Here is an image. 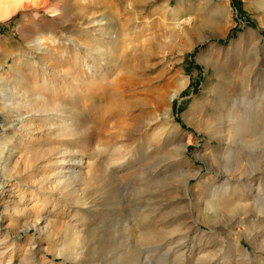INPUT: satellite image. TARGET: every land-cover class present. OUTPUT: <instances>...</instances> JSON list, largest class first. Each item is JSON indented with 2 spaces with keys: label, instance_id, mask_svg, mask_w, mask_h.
Wrapping results in <instances>:
<instances>
[{
  "label": "rangeland",
  "instance_id": "1",
  "mask_svg": "<svg viewBox=\"0 0 264 264\" xmlns=\"http://www.w3.org/2000/svg\"><path fill=\"white\" fill-rule=\"evenodd\" d=\"M0 88V264H264V0H0Z\"/></svg>",
  "mask_w": 264,
  "mask_h": 264
},
{
  "label": "bare ground",
  "instance_id": "2",
  "mask_svg": "<svg viewBox=\"0 0 264 264\" xmlns=\"http://www.w3.org/2000/svg\"><path fill=\"white\" fill-rule=\"evenodd\" d=\"M5 1H8V0H5ZM11 1V0H10ZM17 1H20V0H16V2ZM33 1V0H32ZM22 3V2H21ZM6 4V3H5ZM18 3H16V5H17ZM20 4V3H19ZM27 5V4H26ZM22 6V5H21ZM18 7H19V5H18ZM93 25V24H92ZM94 25H97V24H94ZM123 77V76H122ZM124 78V77H123ZM99 84V83H98ZM97 84V85H98ZM95 86V85H94ZM183 85H180L179 87H177L176 89H174V92L171 94V95H169L168 97H166L165 99H160L159 101H157V102H155V106H157V107H160V105H161V102H165V101H168V102H171L174 98H176V96L179 94V92H180V88L182 87ZM98 87V89H102V87H104L103 86V84H101V86H97ZM110 87V86H109ZM114 87V86H113ZM2 88V87H1ZM0 88V89H1ZM4 88V87H3ZM96 88V87H95ZM105 89H106V87H105ZM94 90H96V89H94ZM109 91V90H108ZM116 91V90H115ZM101 93V92H100ZM114 95V94H113ZM116 95V94H115ZM112 96V95H111ZM103 97H105V96H103ZM116 99H118L117 97H116ZM244 100H245V98H242L241 99V104H245V102H244ZM112 101V100H111ZM110 101V102H111ZM116 101V100H115ZM118 101L120 102V103H122L121 102V99H118ZM117 102V101H116ZM117 105H115V104H112V102L111 103H109L108 101H105V103L103 104V105H101V106H98V110H99V112L100 113H102L103 112V114H105L104 116H103V119L100 121V122H96L97 124V126H98V124H99V126H98V129H99V131H98V129L96 128V127H94V129H92V130H90L89 131V135H87V138H89V137H97V136H99V132L102 130L101 128H103L102 126H104V124H105V122H107L111 117H113V114L115 113V109L114 108H116V106H118V103H116ZM236 106V105H235ZM234 106V107H235ZM238 107V106H237ZM86 109L88 108L89 109V107L86 105V107H85ZM65 109V108H64ZM87 109V110H88ZM91 111V110H90ZM229 118H230V120L231 119H233L232 120V123H234V124H236V126H239L240 124H241V121L240 120H238L237 118H235L234 117V113H233V111H230L229 110ZM73 112H71V114H72ZM76 113V112H75ZM34 115V114H33ZM82 115V114H81ZM85 115V114H84ZM33 118V117H32ZM16 119V118H15ZM50 119V118H49ZM243 119V118H242ZM17 120V119H16ZM51 120H53V119H51ZM18 121H25V120H23V119H21V120H18ZM18 121H16V122H18ZM56 121V120H55ZM77 121H78V123H79V120L77 119ZM76 124V123H75ZM132 124L131 123H127L126 125H125V130H129V131H132V130H130V129H134V128H132ZM77 127H79V126H77ZM101 127V128H100ZM178 125L177 124H175V125H172V130L174 131V132H176V131H178ZM62 128V127H61ZM73 128H76V127H74L73 126ZM72 128V129H73ZM77 129V128H76ZM97 129V130H96ZM56 130V129H55ZM104 130V129H103ZM123 130V129H122ZM59 131V130H58ZM71 131V130H70ZM129 131H128V133H129ZM134 131V130H133ZM61 132V131H60ZM77 132V131H76ZM76 132H75V134H76ZM59 133V132H58ZM74 133V132H73ZM78 134L76 135V136H74L73 134V136H71L70 137V139H69V141H77V138H82L84 135H82L81 133H79V132H77ZM65 134H66V132H65ZM125 134V133H124ZM171 133H169V135L168 136H165V137H162V139L164 140V141H168L170 138L171 139H173V135L172 134H174L173 132H172V134L170 135ZM68 135H69V133H68ZM158 140H159V138H158ZM161 143V142H160ZM1 145V144H0ZM180 148V147H179ZM0 152H2V150L0 149ZM41 151H39V153H40ZM183 149H181V153L180 154H183ZM41 154V153H40ZM36 155V154H35ZM43 156H44V154H43ZM6 157V156H5ZM180 158V157H179ZM180 161V160H179ZM60 163H63V164H65V163H70V162H68L65 158H62L61 159V161H60ZM76 162L75 161H73L71 164H75ZM73 169V168H72ZM70 170V167H68V166H65V171L66 172H68L69 174L67 175V179L70 181V182H72V183H76V181H78L79 179H80V174L77 172V171H74V170ZM216 191V190H215ZM71 233V232H70ZM73 234V233H72ZM75 234V233H74ZM182 234V233H181ZM79 237V236H78ZM101 237V236H100ZM82 239H83V237H81ZM97 238H99V236L97 237ZM103 237H101V239H102ZM183 238V237H182ZM92 239V238H91ZM99 240V239H98ZM63 241V247L62 248H60V250H59V254L60 255H62L63 257H71V256H69L70 254L72 255V252L74 251V250H77V249H75L76 248V246H78V244H80V245H82L81 244V241H77V240H75L72 236H71V234L70 235H68V236H66V238L64 239V240H62ZM85 243V242H84ZM86 243H88L89 244V242H87L86 241ZM79 247V246H78ZM91 249V248H90ZM80 250H82V249H80ZM85 252V251H84ZM73 254H74V252H73ZM83 254V253H82ZM85 255H86V253H85ZM94 255V254H93ZM214 254L213 253H210V252H207L206 253V256L203 258H201V260L203 261V263H209V261H207L208 259H210L212 256H213ZM73 256V255H72ZM80 258H82V257H80ZM87 259H88V257H87ZM86 259H84V261H85ZM89 261V260H88ZM79 262H83V260H79Z\"/></svg>",
  "mask_w": 264,
  "mask_h": 264
}]
</instances>
